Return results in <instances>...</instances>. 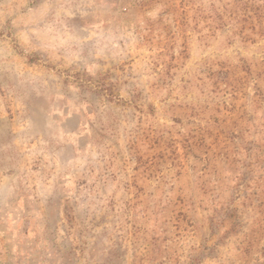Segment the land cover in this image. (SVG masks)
Returning <instances> with one entry per match:
<instances>
[{"label":"rangeland","instance_id":"rangeland-1","mask_svg":"<svg viewBox=\"0 0 264 264\" xmlns=\"http://www.w3.org/2000/svg\"><path fill=\"white\" fill-rule=\"evenodd\" d=\"M0 264H264V0H0Z\"/></svg>","mask_w":264,"mask_h":264}]
</instances>
